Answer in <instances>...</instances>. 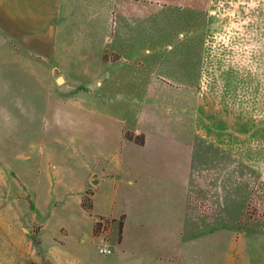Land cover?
Segmentation results:
<instances>
[{"label":"crops","instance_id":"0c3cea01","mask_svg":"<svg viewBox=\"0 0 264 264\" xmlns=\"http://www.w3.org/2000/svg\"><path fill=\"white\" fill-rule=\"evenodd\" d=\"M200 2L0 0L1 66L8 63L10 42L16 43L11 50L32 66L34 83L43 66L48 81L62 80L63 87L62 105L49 107L42 124L40 117L22 123V132L32 131L34 153L30 160L18 157L22 168L15 177L25 186L26 165L33 161L38 183L48 176L74 189L59 163L39 150L41 132L46 140L49 131L64 130L65 147L84 172L75 185L80 196L90 192L87 210L96 217L123 216L105 264H200V236L186 232L200 224L188 213L192 164L199 157L185 167L179 154H160L165 145L163 152L167 145L178 152L184 134V91L173 85L184 82L183 58L173 52L186 49L182 36L195 34L186 23L200 12L194 5ZM170 99L176 106L170 108Z\"/></svg>","mask_w":264,"mask_h":264},{"label":"rangeland","instance_id":"374dc122","mask_svg":"<svg viewBox=\"0 0 264 264\" xmlns=\"http://www.w3.org/2000/svg\"><path fill=\"white\" fill-rule=\"evenodd\" d=\"M205 1L194 4L200 12L186 23L195 34L180 38L186 49L173 52L183 58L184 82L173 85L184 91V134L178 152L168 145L163 152L165 145L160 154H179L185 167L199 157L188 213L200 224L186 232L200 236V264H264V0ZM11 49L7 65L0 62V264H105L111 255L98 248L120 238L123 216L87 210L90 192L80 196L75 185L84 172L65 147L64 130L49 131L46 140L41 132L39 150L74 189L48 176L38 183L33 161L25 186L15 177L18 157L34 153L32 131L22 132V123L40 117L42 124L49 107L62 105L63 87L48 81L43 66L34 83L32 66Z\"/></svg>","mask_w":264,"mask_h":264},{"label":"built area","instance_id":"2783aa9c","mask_svg":"<svg viewBox=\"0 0 264 264\" xmlns=\"http://www.w3.org/2000/svg\"><path fill=\"white\" fill-rule=\"evenodd\" d=\"M99 252L103 255H108L112 253V249L106 243H104L99 247Z\"/></svg>","mask_w":264,"mask_h":264},{"label":"trees","instance_id":"16d2710c","mask_svg":"<svg viewBox=\"0 0 264 264\" xmlns=\"http://www.w3.org/2000/svg\"><path fill=\"white\" fill-rule=\"evenodd\" d=\"M126 135H127V137L130 138V139L134 138L132 133H127ZM136 141H138V140H136ZM142 141H143V140H142ZM142 141H138V142L141 143Z\"/></svg>","mask_w":264,"mask_h":264},{"label":"water","instance_id":"95a60500","mask_svg":"<svg viewBox=\"0 0 264 264\" xmlns=\"http://www.w3.org/2000/svg\"><path fill=\"white\" fill-rule=\"evenodd\" d=\"M58 82H59V83H61V82H62V80H58Z\"/></svg>","mask_w":264,"mask_h":264}]
</instances>
